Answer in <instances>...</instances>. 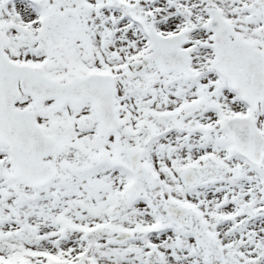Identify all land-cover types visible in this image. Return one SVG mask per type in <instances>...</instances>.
I'll return each mask as SVG.
<instances>
[{
  "label": "snow or ice",
  "instance_id": "obj_1",
  "mask_svg": "<svg viewBox=\"0 0 264 264\" xmlns=\"http://www.w3.org/2000/svg\"><path fill=\"white\" fill-rule=\"evenodd\" d=\"M0 264H264V0H0Z\"/></svg>",
  "mask_w": 264,
  "mask_h": 264
}]
</instances>
